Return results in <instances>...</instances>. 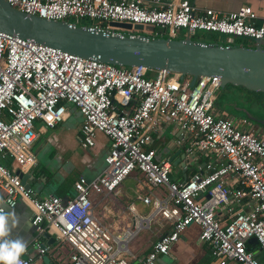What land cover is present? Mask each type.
I'll return each mask as SVG.
<instances>
[{
	"label": "built area",
	"instance_id": "obj_1",
	"mask_svg": "<svg viewBox=\"0 0 264 264\" xmlns=\"http://www.w3.org/2000/svg\"><path fill=\"white\" fill-rule=\"evenodd\" d=\"M11 8L68 27L88 20L89 30H110L109 22L158 28L167 39H192L197 32L225 35L228 42L264 43V18L248 6L230 13L199 9L190 0H4ZM80 25V24H79ZM104 25V26H102ZM181 37V38H184ZM200 41V40H196ZM190 78L151 71L142 66L118 67L93 58L82 59L54 48L0 32V192L5 206L24 203L31 211L36 235L47 233L70 246L69 264H155L165 256L190 224L199 228L218 264H264L246 249L253 239L264 252V130L247 119L220 117L212 110L217 77ZM74 108L81 117L78 146L88 149L95 136L109 140L101 175L79 177L73 197L38 200L24 187L17 172L26 174L36 163L30 145L36 137L33 122L53 129ZM164 125L178 131L177 146L217 160L205 164L204 174L182 182L170 179L171 163L157 159L150 147ZM1 161H8L5 166ZM132 173L149 190L140 198L151 207L135 215L131 228L116 232L94 212L92 195L104 199ZM232 178L229 187L226 178ZM159 191V192H156ZM234 203L226 221L219 207ZM160 217L170 231L158 237L151 250L136 259L128 243ZM39 255L47 247L35 245ZM29 264L30 259H22Z\"/></svg>",
	"mask_w": 264,
	"mask_h": 264
},
{
	"label": "crops",
	"instance_id": "obj_2",
	"mask_svg": "<svg viewBox=\"0 0 264 264\" xmlns=\"http://www.w3.org/2000/svg\"><path fill=\"white\" fill-rule=\"evenodd\" d=\"M161 1L167 3L172 0ZM190 2L199 9H211L219 13H230L241 6H248L258 18H264V0H190ZM91 25L93 23L87 24V26ZM131 34L134 35L136 32H131ZM252 101L250 102L253 103ZM214 104L212 110L220 117H228L237 121L244 119L223 115L224 108ZM80 124L81 117L72 107L67 108L66 117L53 129L45 128L38 120L34 122L33 130L36 137L30 145V151L35 156L36 163L26 174L30 175L27 183L36 199H47L50 196L69 199L74 195L72 184L75 180L82 177L88 181L101 175L104 167L102 160L109 149V140L97 134L92 147L81 149L78 146ZM252 128L262 130L255 123ZM165 129L169 130L172 136L169 141L163 139ZM160 130L158 135L153 137L150 147L156 149L157 152L161 148L165 151L166 155L160 159L169 160L173 157L174 165L171 164L170 174L172 181L182 182L193 174H204L205 164L210 161L218 165L219 162L212 156L197 151L187 156L185 153L187 143L185 142L181 147L176 145L179 139L178 131L174 130L172 133L171 125H164ZM3 163L9 166L8 161H3ZM136 179L141 178L132 173L113 194L104 199L96 195L91 196L94 212L102 221L110 224L116 232L131 228L132 218L135 215H146L150 212L151 207L144 205L140 200L149 188L145 184H137ZM124 182L126 183L123 185ZM226 182L229 187L233 186L232 178L227 177ZM0 198L3 199L1 192ZM236 207L234 203L219 207L215 212L216 216L226 221L229 218L227 210H237ZM6 210L11 209L6 207ZM14 211L19 217V222L12 229L11 238L19 237L27 243V251L21 257L22 259H30L29 264H69L68 257L71 248L68 244L55 239L52 235L49 236L54 238V241H48L42 237L43 234L36 235L30 225L31 211L24 203L18 202ZM169 231L170 227L166 222L156 217L151 221L148 229L136 233L128 243V248L139 260L151 250L152 244L160 235ZM198 234L197 225L187 226L180 233L177 241L170 246L167 255L158 256L155 264H218V261L212 257L209 246L198 240ZM36 244L47 247V251L39 255ZM129 264H137V261L131 260Z\"/></svg>",
	"mask_w": 264,
	"mask_h": 264
},
{
	"label": "water",
	"instance_id": "obj_3",
	"mask_svg": "<svg viewBox=\"0 0 264 264\" xmlns=\"http://www.w3.org/2000/svg\"><path fill=\"white\" fill-rule=\"evenodd\" d=\"M107 26L112 31H91L77 23L68 27L60 21L25 15L0 0L2 33L32 40L82 59L93 58L118 67L164 70L178 75L179 80L189 77L190 87L198 77H217L220 89L230 85L264 95V43L260 40L251 45H235L196 41L188 37L167 39L151 35L152 26L116 22H109ZM245 119L264 130V118L246 113ZM172 160L173 157L169 161L174 165ZM17 174L24 187L29 189L27 179L30 175ZM42 237L54 241L47 233ZM247 243L255 244V241L250 239Z\"/></svg>",
	"mask_w": 264,
	"mask_h": 264
},
{
	"label": "rangeland",
	"instance_id": "obj_4",
	"mask_svg": "<svg viewBox=\"0 0 264 264\" xmlns=\"http://www.w3.org/2000/svg\"><path fill=\"white\" fill-rule=\"evenodd\" d=\"M79 23L81 24H91V21L88 20H83V21H79ZM160 30L156 27L154 33L156 34L157 32H159ZM185 36V32L181 31L180 35L178 36V39H181V37ZM196 38L197 40H201V41H210V40H215L219 43H226L228 42V38L225 35H221V34H217V33H211V32H197L196 35L193 37ZM193 40V39H192ZM249 42V41H247ZM251 43V42H249ZM239 92V93H238ZM237 93L241 95V97L237 96ZM215 95V104L218 107H223V115H230L232 117H236V118H242L245 117V115H243L242 111H240L241 107H245V105L248 104L249 101H256L254 103H252L250 109L253 112L256 113H250L249 115L251 116H257V117H262L264 118V95H253L250 93H245L241 90H237L232 88L231 86H225L222 89H217L214 92ZM246 100H245V99ZM248 101V102H247ZM253 102V101H252ZM256 110V111H255ZM37 121V120H35ZM34 121V122H35ZM34 122H33V126H34ZM250 125H254L253 122L249 121ZM172 138V136L169 133V130H164L163 132V139L164 141L166 140H170ZM164 155H166L165 151L162 150V148L157 152V157L158 159L162 158ZM126 182L123 183V185ZM254 253L257 254V256L262 259L264 258V252H260L258 251V249L256 248L254 250Z\"/></svg>",
	"mask_w": 264,
	"mask_h": 264
},
{
	"label": "clouds",
	"instance_id": "obj_5",
	"mask_svg": "<svg viewBox=\"0 0 264 264\" xmlns=\"http://www.w3.org/2000/svg\"><path fill=\"white\" fill-rule=\"evenodd\" d=\"M6 210L5 201L0 198V264H23L21 257L27 251V243L22 238H11V232L19 222L11 202Z\"/></svg>",
	"mask_w": 264,
	"mask_h": 264
},
{
	"label": "trees",
	"instance_id": "obj_6",
	"mask_svg": "<svg viewBox=\"0 0 264 264\" xmlns=\"http://www.w3.org/2000/svg\"><path fill=\"white\" fill-rule=\"evenodd\" d=\"M79 24L82 25V26H87V24H81V23H79ZM102 26H104V25H102ZM154 31H155V28H153V33H152V34H154ZM156 34L158 35L159 32H157ZM192 39H193V40H197L196 38H193V37H192ZM211 41H215V40H210V42H211ZM216 42H217V41H216ZM232 43L235 44V45H240V44L251 45V44H252V43H249V42L244 41V40H233ZM227 86H230V85H227ZM231 87H232V86H231ZM232 88L237 89V90H241V91H243V92H245V93H246V92H247V93H250V95H251V94H253V95H263V94H260V93H252V92L246 91V90H244V89H242V88H236V87H232ZM254 102H256V101H253V103H254ZM243 118L245 119V117H243ZM153 146H155V145L153 144ZM1 163L4 164L2 161H1ZM4 165H5V164H4ZM246 249L249 250V251L254 252V250L256 249V246H255V244H249V243H247V244H246ZM254 255H255V257H258L257 254L254 253ZM261 260L264 261V258H262Z\"/></svg>",
	"mask_w": 264,
	"mask_h": 264
},
{
	"label": "flooded vegetation",
	"instance_id": "obj_7",
	"mask_svg": "<svg viewBox=\"0 0 264 264\" xmlns=\"http://www.w3.org/2000/svg\"><path fill=\"white\" fill-rule=\"evenodd\" d=\"M238 93H239V92H238ZM238 93H237V96L239 95V96L241 97V95L238 94ZM239 96H238V97H239ZM244 99H245V98H244ZM245 100H246V99H245ZM247 102H248V101H247ZM251 104H252V103L249 101L248 104L245 105V107H241V108H240V109H241L240 111H242L243 115H245L246 113H249V114H250V113H253V111L250 109V107L252 106Z\"/></svg>",
	"mask_w": 264,
	"mask_h": 264
}]
</instances>
